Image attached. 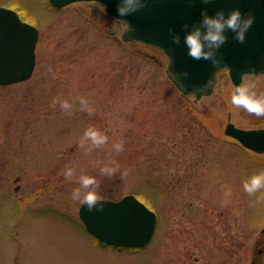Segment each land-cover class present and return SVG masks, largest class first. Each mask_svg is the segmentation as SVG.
I'll return each mask as SVG.
<instances>
[{"label":"rangeland","instance_id":"374dc122","mask_svg":"<svg viewBox=\"0 0 264 264\" xmlns=\"http://www.w3.org/2000/svg\"><path fill=\"white\" fill-rule=\"evenodd\" d=\"M0 6L38 29L30 78L0 86V264H250L264 203L250 206L256 197L242 181L264 169V154L248 153L223 129L228 121L264 126V116L230 103L227 70L216 73L211 94L196 98L167 78L161 49L123 41L125 23L96 1ZM242 84L264 97V74L244 75ZM77 95L92 114L67 116L53 106ZM89 124L109 140L85 151L78 139ZM105 164L119 169L102 175ZM81 175L97 179L102 198L133 194L156 213L144 247L112 248L91 237L72 199Z\"/></svg>","mask_w":264,"mask_h":264},{"label":"water","instance_id":"95a60500","mask_svg":"<svg viewBox=\"0 0 264 264\" xmlns=\"http://www.w3.org/2000/svg\"><path fill=\"white\" fill-rule=\"evenodd\" d=\"M50 6L60 9L70 3L96 0H47ZM122 0H99L106 13L122 20L126 28L123 41L136 40L160 48L168 57L167 78L183 93L196 98L209 95L215 74L227 68L234 88L241 83L243 74L264 73V0H147L137 11L120 17L117 12ZM239 8L244 16L253 15L254 23L240 42L231 28H225L228 37L211 59L196 60L188 55L185 35L194 27H201L202 12L209 15L223 10L225 16ZM186 25V26H185ZM179 35V42L173 37ZM37 28L23 21L16 11L0 6V85L28 79L35 63ZM207 49V42H205ZM186 73V74H185ZM224 133L243 147L264 152V128L242 129L227 123ZM103 210H89L80 204L78 217L88 233L101 243L139 248L151 239L156 215L133 194L118 200L102 198Z\"/></svg>","mask_w":264,"mask_h":264},{"label":"clouds","instance_id":"9594fccd","mask_svg":"<svg viewBox=\"0 0 264 264\" xmlns=\"http://www.w3.org/2000/svg\"><path fill=\"white\" fill-rule=\"evenodd\" d=\"M146 2L147 0H122L117 7V12L121 18L125 17L143 7ZM204 2L208 3V0H204ZM96 4L100 6L101 12L106 11V6L99 3V0H96ZM254 20L255 17L253 15L244 16L239 8L233 9L227 16H225L223 10L217 11L214 15H209L207 10H203L201 23L205 26L206 31L197 26L185 35L184 39L188 46V55L196 60L211 59L215 54V49H218L228 39L225 34L226 27L231 28L236 33V38L240 42H243L246 38L247 30L254 23ZM173 39L178 43L180 37L177 34ZM205 42H207V49L205 47ZM56 102H59L62 111L67 116H72L76 111H86L89 114H92L94 111L88 98L83 95L73 97L71 102L68 100H54L53 106H55ZM230 103L237 108L243 107L249 113H254L257 116H264V97L257 96L249 85L240 84L236 86L231 93ZM108 140L109 137L106 133L102 132L96 126L89 124L79 137L78 143L85 151H91L94 147L107 144ZM86 145L87 147H85ZM113 146L117 152H121L124 150V141L121 139ZM118 169V164L114 166L112 164H105L100 168V172L102 175L112 176ZM62 174L66 180H70L73 177L74 168L67 167L63 170ZM79 185L81 187L73 189L72 199L79 200L82 206L86 205L90 211H102L104 208V201L98 192L100 185L97 179L94 176L81 175L79 176ZM242 186L244 192L249 196L256 197L255 200L250 201V206L254 207L264 203V169L244 179L242 181ZM81 188L86 191L82 192ZM227 194H230V189L229 193H226V195Z\"/></svg>","mask_w":264,"mask_h":264},{"label":"flooded vegetation","instance_id":"af4514ba","mask_svg":"<svg viewBox=\"0 0 264 264\" xmlns=\"http://www.w3.org/2000/svg\"><path fill=\"white\" fill-rule=\"evenodd\" d=\"M259 74H264V73H258L255 74L259 75ZM247 75H251V74H247ZM242 84V83H241ZM229 123V121L227 122ZM226 123V124H227ZM235 125V124H234ZM239 127V126H237ZM264 126H255V127H239V128H244V129H253V128H263ZM225 128V126H224ZM223 133H224V129H223ZM225 135V134H224ZM226 136V135H225ZM228 137V136H227ZM230 139H233L231 137H229ZM234 140V139H233ZM239 146H241L236 140H234ZM246 150L248 153L250 154H264V153H256V152H252L249 151L247 149ZM2 176L0 175V180H1ZM15 180V179H14ZM14 190H17V187H14ZM4 191V190H3ZM225 192V191H224ZM230 196V195H229ZM13 197V196H12ZM14 198V197H13ZM17 199V198H16ZM236 197L233 199V204L234 207H237V202L235 203ZM11 236L13 238H16V226L13 228V230L11 231ZM250 264H264V225L259 227L258 232H256V234L253 237V246H252V254H251V259H250Z\"/></svg>","mask_w":264,"mask_h":264},{"label":"trees","instance_id":"16d2710c","mask_svg":"<svg viewBox=\"0 0 264 264\" xmlns=\"http://www.w3.org/2000/svg\"><path fill=\"white\" fill-rule=\"evenodd\" d=\"M111 247V246H110ZM113 248V247H112ZM122 249H134V248H122ZM135 249H138V248H135Z\"/></svg>","mask_w":264,"mask_h":264}]
</instances>
